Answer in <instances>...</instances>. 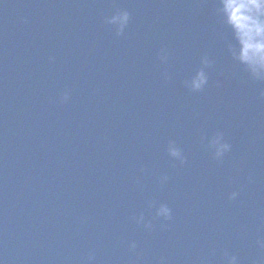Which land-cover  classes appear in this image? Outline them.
<instances>
[{"label":"water","instance_id":"95a60500","mask_svg":"<svg viewBox=\"0 0 264 264\" xmlns=\"http://www.w3.org/2000/svg\"><path fill=\"white\" fill-rule=\"evenodd\" d=\"M10 1L0 0L3 264H225L226 253L264 264V81L227 55L215 0ZM125 11L117 36L106 21ZM202 56L208 84L193 92L185 81ZM241 113L259 130L245 132ZM216 133L231 146L219 161L208 147ZM170 141L184 163L169 156ZM179 166L197 172L199 187L170 186ZM220 191L238 195L216 213ZM160 204L170 219L155 215ZM110 209L118 214L106 221Z\"/></svg>","mask_w":264,"mask_h":264},{"label":"clouds","instance_id":"9594fccd","mask_svg":"<svg viewBox=\"0 0 264 264\" xmlns=\"http://www.w3.org/2000/svg\"><path fill=\"white\" fill-rule=\"evenodd\" d=\"M214 16L220 26L219 36L224 41L225 50L230 59L242 66L249 77L255 81H264V0H215ZM130 16L128 12H118L107 19L106 23L115 30V35L123 34L128 25ZM54 58L49 57L52 61ZM161 63L167 62V53L161 50L158 55ZM201 67L198 68L190 79L185 81V86L193 92L201 91L208 84V75L205 69L209 68L212 61L207 56L201 57ZM264 96V89L260 92ZM68 99V93L61 95V102ZM208 147L213 150L216 160L222 159L230 151V144L225 142L222 133H216L208 140ZM167 151L170 157L184 163L181 150L174 142H169ZM167 177H161V183ZM238 193L233 191L229 199H236ZM155 215L165 220L171 218V209L166 204L156 207ZM143 216L136 220L140 223ZM144 227L151 230V224ZM257 245L264 249V240L258 239ZM134 242L129 243V249H135ZM225 264H238L237 257L225 254ZM0 264L3 261L0 260Z\"/></svg>","mask_w":264,"mask_h":264}]
</instances>
